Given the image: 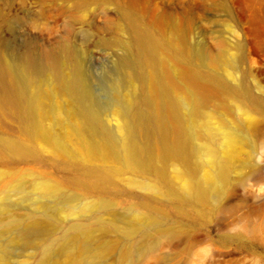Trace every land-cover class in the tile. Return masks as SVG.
Segmentation results:
<instances>
[{
	"label": "rangeland",
	"instance_id": "374dc122",
	"mask_svg": "<svg viewBox=\"0 0 264 264\" xmlns=\"http://www.w3.org/2000/svg\"><path fill=\"white\" fill-rule=\"evenodd\" d=\"M74 1L0 0V47L7 58L30 55L44 64V52L71 46L81 56L82 75L101 125L117 141L111 90L121 78L117 61L122 50L111 43L126 36L113 32L110 24L118 20L116 10L126 9L131 0L90 1L80 9L72 7ZM189 4L192 44L216 59L220 45L238 43L244 56L238 67L242 88L234 95L242 101L240 110L248 111L250 123L238 120L253 136L251 144L239 147L226 188L215 200H193L182 189L188 177L174 172L180 164L176 159L169 160L162 173L133 170L103 153L97 139L91 159V139L80 138L72 124L52 127L64 137L65 154L53 144L29 139L15 117H2L0 264H127L121 252L141 240L142 229L147 242L163 232L172 235L158 251L170 260L167 264H264V113L244 96L245 90L259 93L255 83L264 88V0H137L145 22L151 21L153 11L181 18ZM223 64L217 61L213 71L199 68L217 83L232 86ZM128 90H118L121 101ZM57 101L68 109L65 99ZM70 113L71 123L76 122L77 112ZM203 170L199 167L193 178ZM135 181L148 182L155 190ZM44 186L55 190L46 193ZM28 225L34 226L31 233L19 236L20 228ZM77 227L88 229L91 239L86 242ZM126 227L137 231L128 237Z\"/></svg>",
	"mask_w": 264,
	"mask_h": 264
},
{
	"label": "bare ground",
	"instance_id": "6f19581e",
	"mask_svg": "<svg viewBox=\"0 0 264 264\" xmlns=\"http://www.w3.org/2000/svg\"><path fill=\"white\" fill-rule=\"evenodd\" d=\"M90 1L99 0H75L72 7L83 8ZM190 7L187 5L181 18L153 11L150 22L142 20L137 0H131L126 9L116 10L118 20L110 24L111 30L126 36L125 40L115 39L111 43L122 50L117 61L121 78L111 90V108L120 134L117 141L102 127L100 114L93 107L80 67L81 56L67 44L44 52V64L30 55L7 58L0 47V118L15 117L29 139L53 144L65 154L68 150L64 137L52 127L72 124L80 138L91 139L87 148L91 159L99 144L103 153L133 170L154 169L162 173L164 165L176 159L180 164L174 172L188 177L182 186L184 194L202 202L215 200L229 183L230 168L239 147L251 144L253 136L243 130L238 120L239 116L250 123L248 111L240 110L242 101L234 95L242 88L238 67L244 56L238 43L220 45L216 59L205 55L204 47L192 44L190 28L194 16ZM217 61L224 63L232 86L217 83L201 72V66L213 71ZM123 86L129 90L121 101L118 90ZM256 86L258 94L245 90L244 96L264 113V88L255 83V90ZM58 99H65L70 109H61ZM70 110L78 115L74 123L70 121ZM48 119L50 123L45 124ZM249 129L256 133V126ZM11 146L25 152L17 145ZM199 167L205 170L195 179ZM134 184L155 190L148 182ZM42 190L52 193L55 188L44 186ZM132 227L123 229L126 236L137 231ZM33 228L23 226L19 236L29 235ZM144 230L140 231L143 234L139 242H130L121 252L127 264L169 263L158 251L172 235L163 232L157 240L147 242ZM76 231L86 242L91 239L85 227H77Z\"/></svg>",
	"mask_w": 264,
	"mask_h": 264
}]
</instances>
